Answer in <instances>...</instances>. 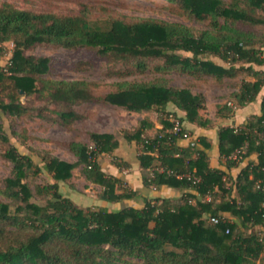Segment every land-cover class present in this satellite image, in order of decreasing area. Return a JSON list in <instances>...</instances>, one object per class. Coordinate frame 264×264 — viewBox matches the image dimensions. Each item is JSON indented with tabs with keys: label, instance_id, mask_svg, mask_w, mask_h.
Returning a JSON list of instances; mask_svg holds the SVG:
<instances>
[{
	"label": "trees",
	"instance_id": "16d2710c",
	"mask_svg": "<svg viewBox=\"0 0 264 264\" xmlns=\"http://www.w3.org/2000/svg\"><path fill=\"white\" fill-rule=\"evenodd\" d=\"M169 1L177 2L197 19L210 17L216 30L224 32L204 30L195 35L180 23L150 18H91L86 9L66 14L1 2L0 54L4 42L13 43L10 57L0 66V82L7 79L11 88L9 102L1 105L9 114L20 113L17 97L45 90L50 98L67 103L101 100L83 80L40 77L47 71L49 59L24 53L38 43L96 48L115 58L132 60L139 70L146 67L147 59L154 58L162 61L157 66L161 71L177 69L216 79L243 73L253 80L242 79L234 96L243 104L261 95L260 113L239 127L221 126L217 149L226 169L237 167L252 153L256 161L247 160L232 179L226 169L209 165L211 143L205 136H197L185 146L177 144L178 139L185 138L183 120L209 125L210 121L199 114L205 107L201 94L157 83L121 85L102 100L134 112L157 109L162 113L169 103L184 112V116L172 112L181 125L178 131L161 117L167 129L158 130L153 137L142 135L150 124L148 120H141L134 132L124 134L127 141L141 145L137 159L142 169L147 168L143 185L176 188L181 192L178 200L155 196L144 197L141 207H78L58 189V182L70 178L77 163L48 157L44 158V169L53 181L36 186V193L46 195L39 204L31 200L32 192L24 178L41 168L9 144L4 156L12 162V173L0 193L11 199L14 209L11 212L12 204L0 200V264H116L124 257L142 259L143 264H256L264 252V230H250L264 226V38L253 46L249 33L218 21L223 17L224 21L264 25V14H254L256 9L264 12V0H244L245 7L235 0L229 4L222 0ZM59 115L63 124L74 117L72 111ZM90 139L91 147L76 142L68 145L78 162L84 164L85 177L101 186V199L118 202L133 197L136 192L122 186L126 181L106 173L99 162L100 155L113 154L118 140L112 134L98 132L90 133ZM112 164L127 166L121 159ZM228 181L232 183L227 187ZM232 184L235 196H231ZM208 194L210 198L204 199ZM260 264H264V256Z\"/></svg>",
	"mask_w": 264,
	"mask_h": 264
},
{
	"label": "rangeland",
	"instance_id": "374dc122",
	"mask_svg": "<svg viewBox=\"0 0 264 264\" xmlns=\"http://www.w3.org/2000/svg\"><path fill=\"white\" fill-rule=\"evenodd\" d=\"M4 1L10 2L18 8L34 11L74 14L81 9H86L91 18L118 17L127 21L150 18L180 23L191 28L195 35H199L204 30L214 33L224 32V29L216 30L210 17L197 19L186 13L177 2L169 0H0V3ZM222 1L224 4H229L234 0ZM235 1L239 6L245 7L244 0ZM254 14L262 16L264 12L256 9ZM218 21L220 24L225 22L229 27L249 33L253 46H258L257 42L264 38L263 24H249L230 19L224 21L223 17H219ZM12 47L11 41L4 42V49L0 54V66L6 64ZM24 53L49 59V67L40 77L83 80L87 82L93 95L96 98H101V100L67 103L50 98L45 90L42 94L34 93L17 97L16 103L18 102L22 107V111L17 114H9L0 103V189L4 187V180L12 173V162L4 156L8 145L12 144L18 152L28 155L41 168L38 173L29 172L24 178L32 192L31 200L39 204L44 202L46 195L36 193V186L53 181L50 173L44 169V158L48 157H57L77 163L71 171L70 178L58 182V189L78 207L105 206L108 209H117L129 204L141 207L143 205L141 197L139 199H135V197L144 193L149 196L150 188L142 185L141 188L134 190L136 196L134 195L133 198L121 199L118 202L102 200L101 186L85 177L84 164L78 162L77 155L68 144L76 142L91 147L90 133L112 134L121 144L116 152L113 151L114 155L99 156L101 167L108 173L109 163L112 164L114 160L119 161V159L125 158L131 168L133 163H136V155L140 152L141 145L127 141L124 137L125 132H134L141 120H149V118L160 120L161 117L167 118L169 121L177 119L172 112L175 111L178 114L177 112L181 110L174 108L169 103L162 113L157 109L149 110L146 113L129 111L103 101L102 98L107 93L116 91L121 85L139 82L187 88L194 94H201L204 98L205 107L199 111L200 117L211 120L213 125L218 127L221 125L219 115L231 113L232 106L227 105V102L233 98L234 89L239 86L243 78L241 73L233 77L216 79L212 75L191 74L177 69L161 71L157 69V66L162 64V61L154 58L147 59L146 67L139 70L132 60H121L111 54L101 53L96 48L84 46L64 48L49 43H38L25 49ZM10 90V83L7 79L0 82V102L3 104L9 102L7 95ZM67 111H72L74 117H71L67 124H63L59 112ZM189 131L190 129H186L188 136L190 135ZM112 166L115 165L112 164ZM115 168L118 172L121 170L124 173L129 169L124 165ZM124 173L122 174L123 178ZM143 173L145 172L142 171L140 177ZM135 179L139 180V175L135 178L131 177L132 181L130 182L133 183ZM122 186L126 189L133 188L127 181L122 182ZM153 197L155 196H149V198ZM209 198L208 194L204 199ZM0 200L12 204L10 211H13L14 205L10 198L0 193ZM250 230L262 233L264 226L256 225ZM262 256H264V252L260 254L256 264L262 262ZM115 262L116 264H143L142 259L127 257L120 258Z\"/></svg>",
	"mask_w": 264,
	"mask_h": 264
},
{
	"label": "crops",
	"instance_id": "0c3cea01",
	"mask_svg": "<svg viewBox=\"0 0 264 264\" xmlns=\"http://www.w3.org/2000/svg\"><path fill=\"white\" fill-rule=\"evenodd\" d=\"M241 74L243 75L242 79L253 80V78L251 76H245L243 73H241ZM239 89H240V84H239L238 87H236L234 89L233 98L230 101L227 102V105L232 106L231 113L228 114V115H226L224 113L219 115V118H220V121H221V125L220 126H218V127L214 126L213 123L211 122V120H209L210 122H209V125H207V126H198L196 124L189 123V122L183 120L184 127L186 129H190V131H189L190 135L188 137L178 139L177 140V144L181 145V146H185L190 141L195 140L197 136H201V135L205 136L206 139L211 143V149L208 151L209 165L211 167H218V168L226 169L225 166H224L225 159L221 158L219 156L218 149H217V132H218L219 128L221 126H230V127H235V128L239 127L248 118H250V117H252L254 115H258L260 113L261 95H259L256 98L255 101L244 102L243 104H240L237 101L236 97L234 96V94H237L239 92ZM263 92H264V87L262 88L261 94ZM143 113H146V112H143ZM177 113H178L179 116H184V112L183 111H179ZM165 119L167 121H169V119H167V118H165ZM148 121L150 122V124L147 127L144 128V130L142 132L143 136L153 137L158 130L164 129V128L167 129L165 124L162 121H160V120H155V119L149 118ZM130 142H134V141H130ZM120 144H121V142L118 141V146L114 150L115 152L120 147ZM121 159L127 163V167H129V169H127V171L125 173L122 172L121 170L118 172L117 169L115 168L116 166H112V164L109 163L108 173L112 174V175H115V176H120V177H122V174L124 173V178L123 177L122 178L125 181H127V183L129 185H132V187H133L132 189L133 190H137V189L141 188L143 183H142V176L140 177V175H141L142 171L146 172L147 168L144 170V169H142L139 166L137 155H136V163L134 162L133 166L131 168H130V166H131L130 163L125 158H121ZM256 159H257L256 154L252 153L247 158L239 161L237 167H232L230 169H226V171L229 172V176L232 179H235L237 174L239 173L240 169L245 166L247 160L256 161ZM138 175H139V180L135 179L134 182L131 183L130 182V181H132L131 177L135 178ZM230 183H232V181H228L229 185H230ZM228 184H226V186ZM148 187L150 188L149 196L152 195V196H158V197H162V198L163 197H169V198H172L173 200L177 201L179 196H180V194H181V192L178 189L172 188V187H167V186H164V185H161L158 188H155L153 186H148ZM153 193H155V194H153ZM156 193H158V194H156ZM235 195H237L236 188H235V185L232 184V186H231V196H235ZM135 196H133V197H135ZM149 196H147L145 193L144 194H139L138 196L135 197V199H137V198L139 199L141 197V200H142L144 197H148L149 198ZM205 196H204V198H205ZM133 197H131V198H133ZM128 199H130V198H128ZM218 200H219V197L216 198V201H218ZM129 205H131V204H129ZM135 207H139V206L136 205ZM225 215L227 217H230L226 213H225Z\"/></svg>",
	"mask_w": 264,
	"mask_h": 264
},
{
	"label": "built area",
	"instance_id": "2783aa9c",
	"mask_svg": "<svg viewBox=\"0 0 264 264\" xmlns=\"http://www.w3.org/2000/svg\"><path fill=\"white\" fill-rule=\"evenodd\" d=\"M170 122L173 124V130L178 131L181 128V125L177 119H170ZM184 137H187V133H183ZM188 178L192 179L193 182L198 181V178L192 175H186ZM213 221H216V218H212Z\"/></svg>",
	"mask_w": 264,
	"mask_h": 264
}]
</instances>
